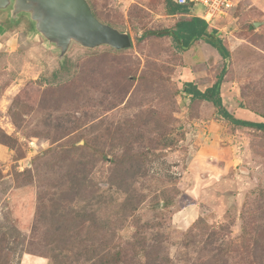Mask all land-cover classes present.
Masks as SVG:
<instances>
[{
	"label": "rangeland",
	"instance_id": "374dc122",
	"mask_svg": "<svg viewBox=\"0 0 264 264\" xmlns=\"http://www.w3.org/2000/svg\"><path fill=\"white\" fill-rule=\"evenodd\" d=\"M88 1L131 49L73 43L60 59L0 10L15 37L0 51V264H264V134L181 93L225 67L223 106L264 122V0L211 23L226 60L143 38L175 23L162 0Z\"/></svg>",
	"mask_w": 264,
	"mask_h": 264
},
{
	"label": "water",
	"instance_id": "95a60500",
	"mask_svg": "<svg viewBox=\"0 0 264 264\" xmlns=\"http://www.w3.org/2000/svg\"><path fill=\"white\" fill-rule=\"evenodd\" d=\"M9 7L11 18L26 16L60 59L73 43L86 49L108 46L123 51L132 47L129 34L100 22L87 0H0V10Z\"/></svg>",
	"mask_w": 264,
	"mask_h": 264
},
{
	"label": "trees",
	"instance_id": "16d2710c",
	"mask_svg": "<svg viewBox=\"0 0 264 264\" xmlns=\"http://www.w3.org/2000/svg\"><path fill=\"white\" fill-rule=\"evenodd\" d=\"M162 4L166 15L176 18L175 23L169 28L147 31L142 35L143 38H146L148 36H152L155 38H169L175 49L179 53L187 52L191 48L198 46L200 43H205L215 49L222 59L226 60L228 58V50L222 44L221 40L216 38L215 36L216 29L210 28L204 20L194 14V4L186 3L184 5H179L177 4L176 0H162ZM89 5L91 7L93 15L100 22L113 26V24L101 20L97 16L93 5L91 3H89ZM250 27H253V25H250ZM225 72L226 68L223 67L221 72L217 75L216 80L212 84V86L205 89L204 91L199 90L193 83L189 82L184 83L181 93L187 95L190 98L191 103H211L213 108L216 110V115L235 127L248 128L252 129L255 132L264 134V122H253L237 119L233 115H231L223 106L220 96V87L223 82ZM9 140H11V138L7 137L5 134H2L0 137V142L5 146H10ZM131 145L132 144L128 145L127 150L124 151L123 155L120 157V160H114L115 163L121 161L126 162L127 159L125 155L126 153L131 152ZM129 160H131L129 164H132L133 162H140V160H138V157H136L134 154H132V157ZM93 254L95 253H90L89 255ZM120 255V252L114 254H105L103 256L104 264L120 263Z\"/></svg>",
	"mask_w": 264,
	"mask_h": 264
},
{
	"label": "crops",
	"instance_id": "0c3cea01",
	"mask_svg": "<svg viewBox=\"0 0 264 264\" xmlns=\"http://www.w3.org/2000/svg\"><path fill=\"white\" fill-rule=\"evenodd\" d=\"M202 10V8H201ZM1 12V11H0ZM1 14H3V18L5 17L6 19H8L10 22L15 21L13 18H11V16H7L6 13L1 12ZM10 14V13H9ZM29 26V25H28ZM12 31H14L13 25H8V23H5L4 21H0V51L3 52V50H6L8 47V44L11 42V40L15 37L12 36ZM28 36H30V38H32L31 40H33V42L38 43L41 47L43 48H47V50L50 52L52 51V47L47 44L35 31L33 28V25H31V27H28ZM11 37H13L11 39ZM48 46V47H47ZM214 51L217 53L216 50H214L213 48H211L209 45L205 44V43H201V45L196 46V48H191V50L185 52V54H189V53H195L197 54L199 57H201L202 59H209L210 56H213ZM218 54V53H217ZM219 55V54H218Z\"/></svg>",
	"mask_w": 264,
	"mask_h": 264
},
{
	"label": "built area",
	"instance_id": "2783aa9c",
	"mask_svg": "<svg viewBox=\"0 0 264 264\" xmlns=\"http://www.w3.org/2000/svg\"><path fill=\"white\" fill-rule=\"evenodd\" d=\"M177 4H194V7H201L198 16L204 20L210 28L216 29L211 23L219 17L225 16L233 8V0H176Z\"/></svg>",
	"mask_w": 264,
	"mask_h": 264
},
{
	"label": "flooded vegetation",
	"instance_id": "af4514ba",
	"mask_svg": "<svg viewBox=\"0 0 264 264\" xmlns=\"http://www.w3.org/2000/svg\"><path fill=\"white\" fill-rule=\"evenodd\" d=\"M9 9H10V7L9 8H7V9H5V10H2L4 13H7V14H9L10 13V11H9ZM11 10V9H10Z\"/></svg>",
	"mask_w": 264,
	"mask_h": 264
}]
</instances>
